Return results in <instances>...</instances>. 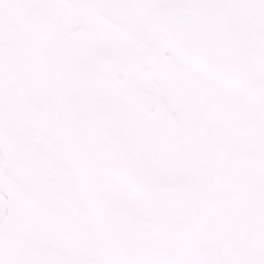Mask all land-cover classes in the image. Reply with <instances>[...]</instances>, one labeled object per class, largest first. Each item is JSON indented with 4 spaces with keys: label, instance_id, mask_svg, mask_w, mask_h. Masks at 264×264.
<instances>
[{
    "label": "snow or ice",
    "instance_id": "6c2138e0",
    "mask_svg": "<svg viewBox=\"0 0 264 264\" xmlns=\"http://www.w3.org/2000/svg\"><path fill=\"white\" fill-rule=\"evenodd\" d=\"M0 264H264V0H0Z\"/></svg>",
    "mask_w": 264,
    "mask_h": 264
}]
</instances>
